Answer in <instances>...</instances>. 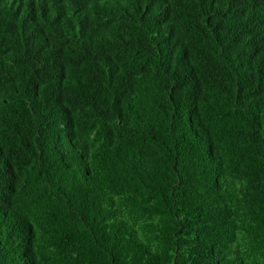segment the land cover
Segmentation results:
<instances>
[{
  "label": "trees",
  "instance_id": "obj_1",
  "mask_svg": "<svg viewBox=\"0 0 264 264\" xmlns=\"http://www.w3.org/2000/svg\"><path fill=\"white\" fill-rule=\"evenodd\" d=\"M0 264H264V0H0Z\"/></svg>",
  "mask_w": 264,
  "mask_h": 264
}]
</instances>
